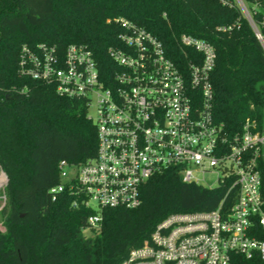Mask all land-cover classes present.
Segmentation results:
<instances>
[{
	"label": "trees",
	"instance_id": "trees-1",
	"mask_svg": "<svg viewBox=\"0 0 264 264\" xmlns=\"http://www.w3.org/2000/svg\"><path fill=\"white\" fill-rule=\"evenodd\" d=\"M227 1L0 0V167L7 177L0 264H121L150 242L168 216L219 205L227 186L183 183L177 171L167 170L142 186L138 207L103 210L101 228L85 237L95 212L72 208L67 190L55 200L50 191L61 183V161L80 165L96 157L97 131L87 102L58 96L52 85L22 75L18 65L23 46L45 44L63 52L83 44L110 66L107 50L122 33L114 20L124 18L158 39L179 66L187 62L185 54H193L179 44L182 35L210 43L216 52L210 78L215 122L228 134L247 120L262 128L264 47L235 0ZM260 166L264 197V160ZM234 264L264 262L237 257Z\"/></svg>",
	"mask_w": 264,
	"mask_h": 264
},
{
	"label": "built area",
	"instance_id": "built-area-1",
	"mask_svg": "<svg viewBox=\"0 0 264 264\" xmlns=\"http://www.w3.org/2000/svg\"><path fill=\"white\" fill-rule=\"evenodd\" d=\"M235 2L264 47V0ZM114 21L122 33L107 50L110 66L83 44L63 52L45 44L22 47V75L94 109L88 118L97 131L96 157L80 165L61 161L53 200L67 190L72 208L95 212L87 228L99 230L103 210L138 207L142 186L175 170L183 183L227 186L224 198L212 211L168 216L150 242L121 264H234L237 257L264 262V126L247 120L228 134L215 122L210 78L216 52L210 43L182 35L179 44L193 54H185L187 62L179 66L144 28L124 18ZM205 173H217L215 186L201 183L198 175Z\"/></svg>",
	"mask_w": 264,
	"mask_h": 264
},
{
	"label": "rangeland",
	"instance_id": "rangeland-1",
	"mask_svg": "<svg viewBox=\"0 0 264 264\" xmlns=\"http://www.w3.org/2000/svg\"><path fill=\"white\" fill-rule=\"evenodd\" d=\"M88 115L89 117L94 118V109L92 106L88 110ZM1 176H3L4 178L2 182L0 183V210L2 209L6 201L3 195V191H4L5 186L7 185V177L0 167V177ZM198 176L201 180V183H203L204 185H214L215 186L217 184V173H205V174H199ZM92 207L96 208V204L92 203ZM0 231L1 232L5 231L1 220H0ZM83 235L89 238V237H92V232L91 230L86 229L83 231Z\"/></svg>",
	"mask_w": 264,
	"mask_h": 264
},
{
	"label": "bare ground",
	"instance_id": "bare-ground-1",
	"mask_svg": "<svg viewBox=\"0 0 264 264\" xmlns=\"http://www.w3.org/2000/svg\"><path fill=\"white\" fill-rule=\"evenodd\" d=\"M3 178H4L3 176L0 177V183L2 182Z\"/></svg>",
	"mask_w": 264,
	"mask_h": 264
}]
</instances>
